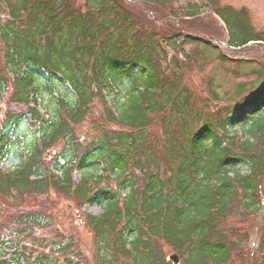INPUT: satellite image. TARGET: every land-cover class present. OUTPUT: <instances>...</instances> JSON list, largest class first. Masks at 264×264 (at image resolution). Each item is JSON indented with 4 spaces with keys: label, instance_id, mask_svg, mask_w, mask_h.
<instances>
[{
    "label": "trees",
    "instance_id": "obj_1",
    "mask_svg": "<svg viewBox=\"0 0 264 264\" xmlns=\"http://www.w3.org/2000/svg\"><path fill=\"white\" fill-rule=\"evenodd\" d=\"M215 2L0 0V264H173V252L181 264H238L246 253L264 264V68L249 73L261 81L249 93L224 100L209 83L199 104L188 71L226 56L210 59L220 47L187 26L211 6L228 48H264V33L244 8ZM171 42L179 55L167 52ZM55 76L72 96L56 93ZM96 100L103 112L83 141ZM21 124L38 132L23 147ZM10 157L19 162L6 170ZM58 195L103 204L99 216L77 217L92 232L88 251L38 200ZM242 217L262 227L257 250L240 254L250 234L229 222Z\"/></svg>",
    "mask_w": 264,
    "mask_h": 264
},
{
    "label": "rangeland",
    "instance_id": "obj_2",
    "mask_svg": "<svg viewBox=\"0 0 264 264\" xmlns=\"http://www.w3.org/2000/svg\"><path fill=\"white\" fill-rule=\"evenodd\" d=\"M201 1V0H199ZM215 8H225V7H234L238 10H243V8L247 11L248 16L251 20L252 27L257 32L264 33V0H216ZM200 21H196L191 23V25L187 26L188 30H191L195 34H199L201 32L204 33V37L213 40V42L220 47L222 51H212L208 52V56L210 59L218 56L219 53H224L226 56V61H218L213 60L211 64L202 65L196 64L192 65L191 69L188 71L189 73V89L194 101L200 99V103L204 102L211 95L208 89L209 83L213 90H216L217 94H219L224 100L226 98L236 99L238 94H247L248 90L254 88L260 83V79L258 77H254L250 75V72L257 71L260 68H264V48L262 47H246L245 51L243 49H230L228 48V28H226V24L223 18H220L215 9L211 6L209 8H204L203 13L200 16ZM166 44V50L170 54V56L179 55L176 52V48L174 47V43ZM196 48L195 45L191 44L190 46H186L185 51L191 52ZM200 49H203L201 47ZM179 60V58H177ZM42 76L43 82L51 81L48 79L47 75L44 72L40 73ZM53 81L51 83L54 84L56 93L58 95H63L66 92L68 96L73 95V90L71 89L69 83L63 81L58 76L53 77ZM127 86V82L124 81L122 83L121 88L119 87L120 92H112L109 95L111 100H115L114 98L119 99V96L122 95L125 91L124 89ZM197 102V101H196ZM236 101H228L226 103H219L216 108H222L226 105H234ZM7 103L4 102V105ZM47 105L50 102L46 103ZM215 105V104H213ZM202 106V105H199ZM6 108V106H4ZM47 107V106H46ZM103 105L100 101L96 100L94 106V115L90 116L85 124L78 129V133L83 141H86L87 138H91V128L93 123V118L100 115L103 112ZM50 111V108H48ZM211 110V109H210ZM238 113V112H237ZM237 115V114H235ZM2 115L0 114V117ZM1 120V118H0ZM2 124L0 123V129L2 128ZM238 129V126H237ZM16 135L20 138L17 143L18 146H26L31 142L33 138L38 136V132L35 128H29L25 124H21L20 127L16 128ZM65 144H59L56 147L57 151H60L64 148ZM19 162L17 157H10L9 160L4 161L3 167L6 170H11V168L15 167ZM232 168L237 170H241L242 172L249 171V164L244 161L239 162H228ZM79 175V173H77ZM42 203L48 202L51 203L54 210L61 212L60 218H62V223L64 224L66 230H70L74 233L78 234L79 240L82 241L83 247L86 251H88V246L90 245V240L92 239V232L86 226H83L79 220H77L79 212L91 213L99 216L104 211V206L101 203L93 204V205H85L82 208L76 206V204L65 197H52L51 200L47 199V197L39 198ZM54 204H53V203ZM2 205V204H1ZM80 210V211H79ZM262 217H264V209ZM3 218V217H2ZM2 218H0L2 220ZM255 217L251 218H233L229 222V224L236 226L239 228L240 233L245 235L250 234V239L242 243L240 246L239 253L243 254V252H251L256 251L258 246V241L260 238V233L256 230V227L260 230L262 224L257 225L254 221ZM5 221V220H4ZM261 222V221H260ZM249 231V233H247ZM241 244V243H240ZM245 254V253H244ZM246 256V258H245ZM251 259H249L248 254L246 253L244 256H240L238 264H250Z\"/></svg>",
    "mask_w": 264,
    "mask_h": 264
},
{
    "label": "water",
    "instance_id": "obj_3",
    "mask_svg": "<svg viewBox=\"0 0 264 264\" xmlns=\"http://www.w3.org/2000/svg\"><path fill=\"white\" fill-rule=\"evenodd\" d=\"M168 259L173 262V264H181L182 259L179 254L177 253H171L168 256Z\"/></svg>",
    "mask_w": 264,
    "mask_h": 264
}]
</instances>
